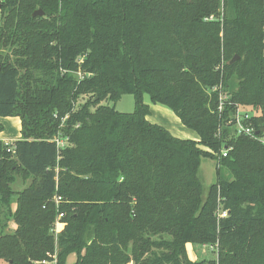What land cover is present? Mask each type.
Returning <instances> with one entry per match:
<instances>
[{
    "label": "trees",
    "instance_id": "1",
    "mask_svg": "<svg viewBox=\"0 0 264 264\" xmlns=\"http://www.w3.org/2000/svg\"><path fill=\"white\" fill-rule=\"evenodd\" d=\"M220 78L221 114L206 91ZM127 94L131 113L101 104ZM144 95L198 141L151 124ZM234 105L264 132V0H0V117L21 126L0 140V215L15 225L0 261L202 264L187 246L207 245L206 264H264V147L228 138ZM202 159L218 160L205 195Z\"/></svg>",
    "mask_w": 264,
    "mask_h": 264
},
{
    "label": "rangeland",
    "instance_id": "2",
    "mask_svg": "<svg viewBox=\"0 0 264 264\" xmlns=\"http://www.w3.org/2000/svg\"><path fill=\"white\" fill-rule=\"evenodd\" d=\"M223 65H224V61H220V63L215 67V71L216 72H222L223 70ZM223 79L224 78H220V82L223 83ZM207 92H212V89H206ZM88 99V96L82 97L81 99H79V104L84 103L86 100ZM144 103L149 104V105H153L151 104L149 97L147 95H144ZM102 105H111L114 106L115 110L120 112V113H131L134 110V100H133V96L132 95H123L121 96V98L115 102H109V101H103L101 102ZM93 109V108H92ZM253 109V108H252ZM256 110H252L249 111V114H253V112L255 114H258L259 112H255ZM173 114V113H172ZM161 116V115H160ZM175 116V115H174ZM161 118H159L160 120ZM149 120L151 121H156L157 123H161L162 122H158V120L156 119V114L154 112H152V114L149 116ZM2 125V124H0ZM189 131V137L188 139H193V138H197V134L190 130V129H186ZM232 131V130H231ZM229 139L233 140L235 138H237V136H234L233 134L230 133V135L228 136ZM66 144V143H65ZM216 156V154H214ZM218 159V157H217ZM216 166H218V160L213 161V160H209V159H202L201 161V165L198 171V177L202 183L203 186V194L205 195L207 192V189L210 185H212L215 182V168ZM28 183L25 184L22 182V180H20L19 178L16 180V182L11 186L12 189L15 192H19L22 189H24L25 187H27ZM13 208H15V205L12 206ZM4 217L2 215H0V233H12L13 230L15 229V225L12 223H6L7 226H3L5 221L3 219ZM59 225L55 226L54 224V234L56 235V233L58 232L59 229ZM56 229V231H55ZM187 251L190 252L191 256H192V261H202V264H206L208 261H214L216 259V250L215 248H213L212 250L209 247H206L205 249H203L201 246H187ZM188 252V253H189ZM75 261V256L74 255H69L66 261V264H73ZM0 264H7V262L5 261H0Z\"/></svg>",
    "mask_w": 264,
    "mask_h": 264
},
{
    "label": "built area",
    "instance_id": "3",
    "mask_svg": "<svg viewBox=\"0 0 264 264\" xmlns=\"http://www.w3.org/2000/svg\"><path fill=\"white\" fill-rule=\"evenodd\" d=\"M210 20L212 18L210 17ZM77 75L81 78L80 72H77ZM217 92L219 97V102L217 106V111L219 114L223 112L224 109V102L227 100V95L222 92V83L220 82L219 85L212 88V92ZM252 107L250 106H242V105H234V109L231 111V116L229 120L226 122L225 126L231 128V134L234 136H244L248 137L252 140L259 142L264 147V132L256 131L251 123V119L256 116L253 114H249V111H252ZM52 142L55 143L58 150L63 149L69 145L68 137L61 136L60 134L56 135ZM66 143V144H65ZM232 150L231 146H225L221 150L220 157L224 158L227 156L228 152ZM227 216V212L222 210V206L219 205L217 208V217L225 218ZM61 215H59L56 219L55 226H58L59 219ZM54 231V230H53ZM56 231V229H55ZM203 249L209 247L211 250L215 247L202 245Z\"/></svg>",
    "mask_w": 264,
    "mask_h": 264
},
{
    "label": "crops",
    "instance_id": "4",
    "mask_svg": "<svg viewBox=\"0 0 264 264\" xmlns=\"http://www.w3.org/2000/svg\"><path fill=\"white\" fill-rule=\"evenodd\" d=\"M143 101H144V97H143ZM146 105L149 108V115L147 116V120L150 122L149 116L152 114V112H154L156 114V119L158 120V122H162V124L161 123L156 124V121H151L150 122L151 124H156V125L163 127L174 138H177L180 140H190L188 139L190 138L189 131L186 130L187 128L181 124L180 120L176 116H174V113L170 109H168L167 107L163 105H159V104H153V105L146 104ZM159 118L161 119L159 120ZM0 124H2L3 126V131L2 133H0V140L3 141L5 144H12L14 141L20 138L21 126H20V120L18 118H12V117L11 118H1L0 117ZM191 141H198V137L191 139ZM6 223L14 224L11 220L3 224L6 225ZM188 252L189 251H187L188 258L192 260V256L190 252L189 253Z\"/></svg>",
    "mask_w": 264,
    "mask_h": 264
},
{
    "label": "water",
    "instance_id": "5",
    "mask_svg": "<svg viewBox=\"0 0 264 264\" xmlns=\"http://www.w3.org/2000/svg\"><path fill=\"white\" fill-rule=\"evenodd\" d=\"M43 16V12L41 10H36L32 13V17H41ZM237 59V57L233 58L231 61H230V64H232L235 60Z\"/></svg>",
    "mask_w": 264,
    "mask_h": 264
}]
</instances>
